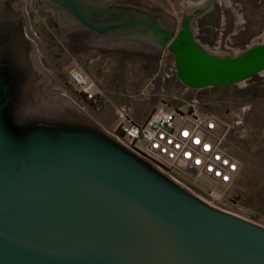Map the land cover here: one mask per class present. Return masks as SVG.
Wrapping results in <instances>:
<instances>
[{"label":"water","instance_id":"obj_1","mask_svg":"<svg viewBox=\"0 0 264 264\" xmlns=\"http://www.w3.org/2000/svg\"><path fill=\"white\" fill-rule=\"evenodd\" d=\"M51 1L91 28L93 0ZM210 6L185 13L163 43L181 82L204 89L262 72L264 42L220 56L196 39L192 20ZM5 88L0 75V264H264L263 225L173 180L72 98L44 101L63 122L20 137L9 122ZM70 109L89 121L65 116Z\"/></svg>","mask_w":264,"mask_h":264},{"label":"rangeland","instance_id":"obj_2","mask_svg":"<svg viewBox=\"0 0 264 264\" xmlns=\"http://www.w3.org/2000/svg\"><path fill=\"white\" fill-rule=\"evenodd\" d=\"M200 1L203 0H120V3L161 16L162 21L175 27L172 36L181 27L184 14L194 10L192 2L201 3L200 7L211 5L209 11L193 21V30L199 42L221 52V56L240 55L264 33V0H232L229 6L226 0ZM46 6L41 1H32L28 9L37 32L36 47L54 80L53 87L73 89L71 71H87L99 83L103 99L100 108H92L89 113L77 106L108 135L118 122L117 107H125L130 118L140 121L158 106L162 97L172 107L181 104L175 98L182 83L173 63L175 55L171 53L165 65L160 63L165 47L125 41L115 44L86 30L69 32L70 23L61 22L56 12L46 11ZM39 9L45 11L43 15ZM34 14L41 17L40 23H34ZM165 73L172 75L166 81ZM197 94L204 106L228 120L234 118L233 111L246 107L244 123L233 130L229 142L245 165L231 188L205 177H187L190 186L209 203L264 226V72L237 84L204 88ZM138 145L144 147L140 141Z\"/></svg>","mask_w":264,"mask_h":264},{"label":"built area","instance_id":"obj_3","mask_svg":"<svg viewBox=\"0 0 264 264\" xmlns=\"http://www.w3.org/2000/svg\"><path fill=\"white\" fill-rule=\"evenodd\" d=\"M171 53L165 46L161 65L167 63ZM173 63L177 70L176 60ZM171 76L165 73L163 80ZM70 82L73 89L62 92L84 108H100L104 94L87 71L73 69ZM200 90L181 83L179 96H175L180 105L172 107L162 97L158 106L140 121L130 118L125 107H117L118 122L109 135L181 184L192 185L187 177H205L231 188L239 180L245 161L229 146L230 135L243 125L246 107L233 111L234 118L228 120L204 106L197 94ZM139 141L144 147L138 145Z\"/></svg>","mask_w":264,"mask_h":264},{"label":"flooded vegetation","instance_id":"obj_4","mask_svg":"<svg viewBox=\"0 0 264 264\" xmlns=\"http://www.w3.org/2000/svg\"><path fill=\"white\" fill-rule=\"evenodd\" d=\"M32 1H41L47 5L46 11L54 14L56 12L61 22L70 23L69 32L86 30L98 34L110 43L137 42L152 48H162L164 41L175 30L171 23H165L156 13L128 6L120 3V0H93L95 10L88 14L91 28L51 0H17L16 3L4 0L0 3V75L3 76L6 85V111L9 122L20 137L31 132L33 127L39 128L63 122L62 114L44 109L42 105L44 101L57 102L72 98L62 92V88L53 87L54 80L51 81L50 72L39 53L40 49L36 47L38 43L34 37L37 32L34 31L31 12L28 9ZM39 10L40 15H43L45 11ZM41 20V17L33 15L35 24L40 23ZM95 29L103 32L99 33ZM76 104L81 106L77 102ZM84 110L89 113L90 109L84 108ZM63 112L65 116L76 117L81 123L89 121L84 114L75 110ZM184 186L197 194V190L193 187Z\"/></svg>","mask_w":264,"mask_h":264},{"label":"bare ground","instance_id":"obj_5","mask_svg":"<svg viewBox=\"0 0 264 264\" xmlns=\"http://www.w3.org/2000/svg\"><path fill=\"white\" fill-rule=\"evenodd\" d=\"M207 0H203V1H200V2H203V3H205ZM209 1V0H208ZM226 3H227V5L229 6V5H231L232 4V0H226ZM192 5H194V9H196V8H199L200 6H202V5H200L201 3H191ZM238 21L240 22V21H242V16L240 15L239 16V18H238ZM261 42H264V33H262L260 36H258V37H256L255 39H254V41H253V45H255V44H258V43H261ZM206 47V49L208 50V51H210L211 53H213V54H216V55H220L221 54V52H218V51H215V50H212L211 48H209V47H207V46H205ZM221 51V50H220ZM223 53V52H222ZM221 56V55H220ZM263 72H264V70H263ZM245 81V80H244ZM241 82H243V81H241Z\"/></svg>","mask_w":264,"mask_h":264},{"label":"crops","instance_id":"obj_6","mask_svg":"<svg viewBox=\"0 0 264 264\" xmlns=\"http://www.w3.org/2000/svg\"><path fill=\"white\" fill-rule=\"evenodd\" d=\"M155 106H156V105H155ZM155 106H154V107H155ZM154 107H153V108H154ZM153 108H152V109H153ZM100 124H101L104 128H106V126H104L101 122H100ZM114 127H115V126H114ZM114 127H113V128H114ZM109 128H111V127H109ZM111 129H112V128H111Z\"/></svg>","mask_w":264,"mask_h":264},{"label":"trees","instance_id":"obj_7","mask_svg":"<svg viewBox=\"0 0 264 264\" xmlns=\"http://www.w3.org/2000/svg\"><path fill=\"white\" fill-rule=\"evenodd\" d=\"M217 87H219V86H214L213 88H217Z\"/></svg>","mask_w":264,"mask_h":264}]
</instances>
